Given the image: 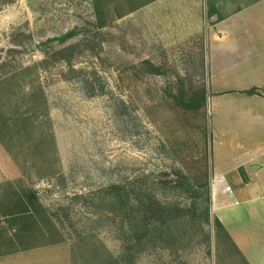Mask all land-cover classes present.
Masks as SVG:
<instances>
[{
    "label": "rangeland",
    "instance_id": "obj_1",
    "mask_svg": "<svg viewBox=\"0 0 264 264\" xmlns=\"http://www.w3.org/2000/svg\"><path fill=\"white\" fill-rule=\"evenodd\" d=\"M95 1L0 0V79L6 80L1 83L0 105L11 113L10 108L20 104L21 111L30 109L32 115L40 106L33 134L53 138L38 147L34 136H17L0 126V185L9 182L35 190L42 205L64 222L66 240L0 258V264H99L109 255L117 256L118 221L103 204L102 189L177 169L196 184L204 156L211 152V108L218 106L216 119L222 129L223 120L235 121L239 112L261 101L260 96L250 98L233 90L260 84L264 91V57L251 63L255 70L209 78L202 46L180 47L153 55L148 62L159 69L154 75L143 64L148 47L139 43L141 39L127 38L128 27L133 34L135 24L112 21L106 14L111 1L101 0L100 9ZM96 10L97 15L103 12L104 28H98ZM62 47L69 50L59 53ZM10 49L14 52L7 53ZM44 51L50 53L48 58ZM178 79L186 90H205L206 103L198 114L175 107L170 93ZM40 89L44 104L32 99L34 91L40 96ZM164 198L186 199L177 194ZM136 264L239 260L218 246L213 235L209 243L197 235L176 249H148Z\"/></svg>",
    "mask_w": 264,
    "mask_h": 264
},
{
    "label": "crops",
    "instance_id": "obj_2",
    "mask_svg": "<svg viewBox=\"0 0 264 264\" xmlns=\"http://www.w3.org/2000/svg\"><path fill=\"white\" fill-rule=\"evenodd\" d=\"M105 1V0H104ZM112 21L135 24L128 39H141L153 55L202 46L206 76L253 69L264 57V0H110ZM100 9L101 0L95 1ZM173 49V50H172ZM193 49V48H192ZM185 52H188L185 50ZM197 53V52H196ZM195 53V54H196ZM241 71V72H242ZM212 86V81H209ZM256 108L239 112L221 129L211 108L210 209L248 264H264V91ZM246 88L233 90L244 93ZM257 95L250 98H256ZM250 106V105H247ZM218 146V147H217Z\"/></svg>",
    "mask_w": 264,
    "mask_h": 264
},
{
    "label": "trees",
    "instance_id": "obj_3",
    "mask_svg": "<svg viewBox=\"0 0 264 264\" xmlns=\"http://www.w3.org/2000/svg\"><path fill=\"white\" fill-rule=\"evenodd\" d=\"M102 14L98 11L97 15L96 10V19L100 23L98 28L105 27L100 22L104 17ZM68 50L62 47L59 53ZM13 52L14 49L7 51ZM49 55L44 51L46 58ZM143 64L150 66L148 61ZM150 67L154 75L159 74L158 68ZM4 82L6 80L0 81V91ZM183 83L182 79L176 81L175 92L170 93L171 99L182 112L196 115L205 106L206 92L204 89L195 92L186 90ZM39 94L37 96L34 91L32 99L37 97L41 104L46 103L43 90L40 89ZM244 94L261 95L256 88ZM4 106L0 105V126L5 132L17 136L32 135L37 139L38 147L47 143V139L53 141L52 136L43 132L33 134L36 121L40 118L37 113L40 106L34 107L33 115L30 109L21 111L20 104H14L10 108L11 113L2 110ZM203 160V171L196 177V184L177 169L172 173L136 177L124 184H112L102 189L99 194L103 204L110 208L113 221H118L121 249L117 256L109 255L99 264H136L148 249H176L183 242H193L197 235L204 236L207 243L213 235L218 246L237 255L239 264H248L222 224L211 215L209 156L205 155ZM0 188L4 189L3 200L0 201V258L64 244V222L42 205L35 190L9 182L0 185ZM166 194H177L179 199H186L171 202L164 198ZM196 225L197 228L193 229ZM191 229L195 231L190 233Z\"/></svg>",
    "mask_w": 264,
    "mask_h": 264
}]
</instances>
